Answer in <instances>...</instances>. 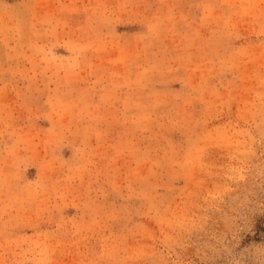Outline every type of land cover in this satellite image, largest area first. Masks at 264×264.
<instances>
[{"label": "rangeland", "instance_id": "obj_1", "mask_svg": "<svg viewBox=\"0 0 264 264\" xmlns=\"http://www.w3.org/2000/svg\"><path fill=\"white\" fill-rule=\"evenodd\" d=\"M0 264H264V0H0Z\"/></svg>", "mask_w": 264, "mask_h": 264}]
</instances>
